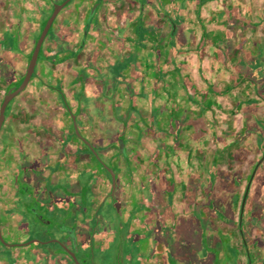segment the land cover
Returning <instances> with one entry per match:
<instances>
[{
    "label": "crops",
    "instance_id": "obj_1",
    "mask_svg": "<svg viewBox=\"0 0 264 264\" xmlns=\"http://www.w3.org/2000/svg\"><path fill=\"white\" fill-rule=\"evenodd\" d=\"M61 1L0 0V102ZM263 86L264 0H71L0 128V264H38L49 225L101 251L126 229L147 264H242L235 166Z\"/></svg>",
    "mask_w": 264,
    "mask_h": 264
},
{
    "label": "rangeland",
    "instance_id": "obj_2",
    "mask_svg": "<svg viewBox=\"0 0 264 264\" xmlns=\"http://www.w3.org/2000/svg\"><path fill=\"white\" fill-rule=\"evenodd\" d=\"M1 56L3 58V54H1ZM261 91H262V94H264V86L260 88V92ZM211 120L215 121V124H216L215 118ZM257 121H259L257 122V125L260 126L264 131V102H263L262 112L258 116ZM215 124H212V126L219 127L221 126L222 123L220 124L217 123L216 125ZM251 145H254V147L252 148ZM237 157H238L237 159H239L241 164L236 165L235 168L237 167V171L242 170L244 181L242 182V185H241L240 197L237 200L238 201V204L236 206L237 211H235V213L233 214V217L235 220H238V211H239V206H240V202L242 198L241 196L247 184L248 178L253 172L257 161L262 158L257 169L254 171V176L251 180L250 187L248 190L251 196L247 195V198L245 200L243 218H242V222H243L242 228L246 229L247 225L245 223V220L247 219L248 215H250V213L249 212L247 213L245 211H246V204H249V207L253 208V213L256 212L254 218L257 221V223L256 225H253L252 227H250L249 230L248 229L246 230H247V233H249V237L251 239L256 238L255 239L256 241H254L255 243L251 245L250 251L249 249H246V251H249L248 254L246 253L245 255L243 248H242V264H249V259L251 261V264H264V133L262 135V139L260 143L258 142L255 143L252 138V141L250 143H247L245 146L243 145L242 150L240 149L237 151ZM250 200L252 201V203H250ZM38 201H39V204H38L39 206L37 205V207L32 208L35 212L37 208L39 209V212H43L44 210H47L50 207L52 208V206L49 207V205L46 204L45 202L44 204H41V199H37V202ZM23 202H26V200L20 199V202L18 203L17 210H16L19 213L15 214V216L20 218L21 223H24L27 227H30L32 225H35V226L40 225L39 221L35 219L36 213L32 215V219L30 218L31 216L29 214L26 217H24L22 212L24 210H28V208H25L22 205ZM48 227L49 228H47L45 232H42L41 234H39L41 238L49 237L47 239V242H43L41 244L35 243L36 247L35 249H33L31 253L27 254L28 257L30 254L34 255L35 258L39 256L40 262H38V264H73L72 257L69 255V253L66 250L63 251L64 246L61 244H60L61 245L60 247L58 246L59 243H62V244L71 243L70 248H73L71 238L69 236L66 237V235L64 238H62L63 230L59 227H54L51 225H49ZM121 233H123L121 234V236L124 239V241L121 244H120V239H121V236H120V239H118L119 240L118 245L113 244L111 248L109 246L106 249L104 248L102 251L100 250V247L96 245L95 241H89L87 238L82 241H80L79 239H76L77 259L82 258V253L86 250L87 248L86 245L89 242L88 243L89 248L90 246H91V249L95 248L94 252L91 253V256H90L91 262H88L89 264H147L146 256L141 254L142 253L141 248L138 247L132 241L131 239L132 234L131 233L128 234L126 229L123 230ZM52 239L56 240V242L52 241ZM38 241L42 242L44 240H38ZM219 243L220 244L218 245V247H220L223 250L225 246V241L223 240ZM59 248L60 249L63 248V249L60 251ZM58 253H60L62 257H58L57 255ZM225 257L226 255L224 256V258ZM7 264H14V263L12 260H9ZM186 264H189V263H186Z\"/></svg>",
    "mask_w": 264,
    "mask_h": 264
},
{
    "label": "water",
    "instance_id": "obj_3",
    "mask_svg": "<svg viewBox=\"0 0 264 264\" xmlns=\"http://www.w3.org/2000/svg\"><path fill=\"white\" fill-rule=\"evenodd\" d=\"M71 0H62L61 2H57L53 5V8L50 12V14L48 15L45 23L42 25L38 36L36 37L35 41H34V46L32 48L31 53L28 56V60H27V64H26V68L24 71V75L23 77L20 79V81L16 84H11L9 85L5 92L4 95L2 97V100L0 102V128L2 126L4 117H5V112L6 109L9 105V103L11 102V100L13 99V97L15 95H17L20 91L23 90V88L25 87V85L27 84V82L29 81V79L34 75L35 72V66L36 63L38 61V59L41 57L42 55V46L43 43L46 39V36L49 33V30L51 28V25L56 17V15L58 14V12L64 7L66 6ZM75 133L77 136L80 137V139L87 145V147L91 150V152L93 153V155L95 156V158L102 164V166L104 167V169H106L107 173L110 176V180H111V186H112V192H114L115 188H116V173L115 171L112 169V167H110L109 165H107L105 162H103L98 155L96 154V152L94 151V148L90 145V143L87 141V139L85 137H83L80 132L78 131L77 128H75ZM262 158L259 159L257 161V163L255 164L254 170L251 173V175L249 176V179L247 181V184L245 186V189L243 191L242 194V198H241V202H240V206H239V211H238V220H237V224H238V229H239V233L240 236L242 237L243 235V230H242V218H243V212H244V206H245V200L247 198L248 195V190L250 187V183L251 180L254 176V171L257 169L259 163L261 162ZM64 229L69 233L71 239H72V244H73V250H69L67 248H65V250L69 253V255L72 257V260L76 263V264H83L81 262H79L77 260L76 254H77V244H76V236H75V232L73 229H68L67 227H64ZM244 245H245V251L246 249H248V246L246 245L245 240L243 241ZM246 253L248 254L249 251H246ZM250 259H249V264H250Z\"/></svg>",
    "mask_w": 264,
    "mask_h": 264
},
{
    "label": "trees",
    "instance_id": "obj_4",
    "mask_svg": "<svg viewBox=\"0 0 264 264\" xmlns=\"http://www.w3.org/2000/svg\"><path fill=\"white\" fill-rule=\"evenodd\" d=\"M250 203H252L251 200H250ZM253 205H255V204H253ZM245 212H247V213L249 212L250 213V215H248L247 219L245 220V223L247 225V228L246 229L249 230L250 227H252L253 225H256V223H257V221L254 218L256 212L253 213V208H250L249 207V204H246V211ZM246 229L245 228H242V230H243V234H242L243 235L242 236V248H243V251H244L245 255H246V251H245V245H244L243 241L245 240L246 245L248 246L249 251L251 249L250 248L251 245L255 243L254 242L255 240L254 239H251L249 237V233H247V230Z\"/></svg>",
    "mask_w": 264,
    "mask_h": 264
},
{
    "label": "flooded vegetation",
    "instance_id": "obj_5",
    "mask_svg": "<svg viewBox=\"0 0 264 264\" xmlns=\"http://www.w3.org/2000/svg\"><path fill=\"white\" fill-rule=\"evenodd\" d=\"M107 172V171H106ZM243 223V222H242ZM68 233V232H66ZM84 253V256H82V258H78L77 260L83 264H89L88 262H91V258L90 256H87V253L86 252H83ZM74 262V261H73ZM75 263V262H74ZM251 264V262H250Z\"/></svg>",
    "mask_w": 264,
    "mask_h": 264
}]
</instances>
